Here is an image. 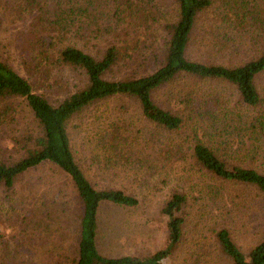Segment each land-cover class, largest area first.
Returning <instances> with one entry per match:
<instances>
[{"label":"rangeland","instance_id":"rangeland-1","mask_svg":"<svg viewBox=\"0 0 264 264\" xmlns=\"http://www.w3.org/2000/svg\"><path fill=\"white\" fill-rule=\"evenodd\" d=\"M131 1L134 8L157 4L165 13L174 9L171 0ZM126 2L0 0V58L53 104L62 101L67 91L83 85L84 78L60 66L46 67V52L55 55L76 46L99 56L117 45L124 54H130L128 49L139 54L131 64L115 67L106 79L120 81L145 75L161 66L146 61L152 62L150 59L163 53L164 23L149 20V26L147 21L132 17ZM212 2L213 6L198 17L187 52L190 60L241 63L264 50V0ZM237 8L245 11L242 30L235 34L240 37L235 45L220 47L216 40L224 35L225 11ZM257 87L262 105L255 114L264 115V75L257 79ZM189 97L199 102L216 98L221 105L215 121L219 130L204 127L199 137L210 140L211 147L233 164L264 174V136L233 129L238 120L250 121L237 90L229 84L181 76L154 94L155 102L166 109ZM109 125L130 138L128 155L136 153L140 160L149 162L107 166L96 144L101 128ZM69 132L76 160L96 189H120L140 201L135 208L101 206L97 247L104 257H147L163 249L168 231L161 211L175 193L187 196L182 213L185 225L182 242L167 264H233L219 246L217 232L221 229L230 232L246 256L264 240L263 196L254 188L225 182L203 170L192 158L195 139L189 129L175 133L158 129L145 121L135 100L119 97L77 117ZM0 148L10 156L8 135L0 141ZM64 186L48 166L27 175L12 193L0 186V264H75L81 207L71 189Z\"/></svg>","mask_w":264,"mask_h":264},{"label":"trees","instance_id":"trees-1","mask_svg":"<svg viewBox=\"0 0 264 264\" xmlns=\"http://www.w3.org/2000/svg\"><path fill=\"white\" fill-rule=\"evenodd\" d=\"M171 1L174 9L166 13L157 4H146L139 9L134 8L131 0L126 2L132 17L147 21L149 26L150 21L164 23L165 41L161 59L154 56L150 59L152 62L146 61L149 64L161 63V66L153 67V71L146 69L147 74L138 78L106 79L115 67L121 63L131 64L139 54L131 49H128L130 54H124L117 45L106 48L99 56L76 46L65 47L55 55L46 52L43 55L46 67L60 66L84 78L83 85L67 91L62 101L53 104L0 58V141L8 135L12 144L8 157L0 148V186L12 193L27 175L47 166L53 169L56 176L64 181V187L71 189L72 196L81 207L75 264H167L166 260L173 256L183 239L185 218L182 213L187 196L175 193L161 211L168 231L167 245L163 249L147 257L107 258L99 252L97 236L101 206L113 204L135 208L140 201L120 189L98 190L94 187L76 160L69 128L77 117L109 99L126 97L135 100L145 121L163 131L175 133L189 129L195 139L192 158L203 170L225 182L254 188L264 198V174L241 164H233L224 155L220 156L218 149L211 147L213 143L210 140L199 137L204 127L210 130L220 128L215 123L221 107L216 98L199 102L198 98L189 97L175 101L168 109L160 107L154 100L158 90L181 76L229 84L237 90L250 120H238L233 129L252 136H264V115L255 114V110L262 105L257 79L264 75V50L241 63L203 64L190 60L187 52L198 17L210 9L213 2ZM244 12L238 8L225 11L222 23L224 35L217 38L218 46L229 48L228 44H236V37L240 36L235 34L242 30ZM161 19H166V22ZM131 20V23L134 22V19ZM136 31L139 32L138 26ZM230 34L232 37L228 38ZM114 128L110 125L101 128L96 144L102 150L107 166L123 164L124 167H131L134 162H149L148 159L140 160V155L136 153L128 155L130 138ZM217 240L222 253L233 264H264V240L248 256L236 245L227 229L217 232Z\"/></svg>","mask_w":264,"mask_h":264}]
</instances>
